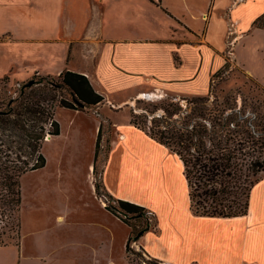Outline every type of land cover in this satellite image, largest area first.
<instances>
[{
  "label": "crops",
  "instance_id": "obj_1",
  "mask_svg": "<svg viewBox=\"0 0 264 264\" xmlns=\"http://www.w3.org/2000/svg\"><path fill=\"white\" fill-rule=\"evenodd\" d=\"M230 65L264 88V0H0V81L6 76L8 85L73 71L86 76L103 97L95 107L125 112L142 94L206 96L213 80ZM126 125L116 126L117 135L109 142L103 171L108 192L128 199L117 195L110 183V161L122 145L168 164L163 175L139 172L141 182L161 193L145 201L128 199L149 206L155 219L150 230L158 236L161 214L178 210L179 188L186 191L182 199L187 213L179 216L184 227H176L172 214L164 217L179 242L169 249L179 259L144 245L151 257L165 264H264V177L251 188L245 215H197L190 209L178 156L131 123Z\"/></svg>",
  "mask_w": 264,
  "mask_h": 264
},
{
  "label": "rangeland",
  "instance_id": "obj_2",
  "mask_svg": "<svg viewBox=\"0 0 264 264\" xmlns=\"http://www.w3.org/2000/svg\"><path fill=\"white\" fill-rule=\"evenodd\" d=\"M30 80L35 83L32 88L41 91L45 97L57 94L72 101L59 77L33 76ZM30 80L18 85H8L1 80L0 109L6 108L10 98L18 95L19 87ZM141 96L125 112L112 107H84L78 111L54 108L60 134L48 139L46 135L42 143L45 166L26 172L20 178V210L10 221L0 223V264H165L151 257L144 245L152 251L179 259V255L169 249L171 243L179 242L170 232L172 225L164 217L172 214L176 227H184L179 216L182 212L184 215L187 213L184 210L185 189L179 188L178 210L169 212L165 209V213L161 214L162 232L158 236L155 230H150L154 229L155 219L148 205L140 216L125 215L119 210L116 197L108 192L103 182L109 142L117 135L116 126L127 129L126 124L130 123L132 114L145 130H158L161 127L157 126L156 120L158 117L162 120V115L166 114L163 106L180 108V113L163 117L165 121L183 116L186 110L195 107L188 102L195 96H174L162 92ZM206 97L209 109L236 112L248 119L255 135H260L259 140L263 143L260 159L264 160V88L242 69L230 65L213 80ZM153 106L156 109L150 112ZM97 123L101 130L95 157ZM129 131L137 143L138 139L130 128ZM122 146L123 149L114 150L109 167L110 183L112 181V186H115L116 194L145 201L151 195L161 193L153 184L141 182L139 172L146 169L151 177L152 171L162 174L168 171L167 163L163 165L155 159L142 157L135 147L129 149L128 145ZM149 153L154 157L156 155L152 148H149ZM252 155L255 157L258 154L255 152ZM122 166H127L128 170H122ZM263 175L264 171L258 176ZM207 222L209 226H214L211 221ZM16 223L20 225L19 239L14 233ZM145 224L148 229L151 227L148 235L134 240L131 231L137 232Z\"/></svg>",
  "mask_w": 264,
  "mask_h": 264
},
{
  "label": "trees",
  "instance_id": "obj_3",
  "mask_svg": "<svg viewBox=\"0 0 264 264\" xmlns=\"http://www.w3.org/2000/svg\"><path fill=\"white\" fill-rule=\"evenodd\" d=\"M58 77L63 88L70 93L72 101L57 94L45 97L41 91L32 88L35 83L30 86L22 84L18 95L10 98L6 108L0 109V223L10 221L20 210L21 176L46 164L41 152L42 143L46 135L60 134L54 108L57 106L78 111L84 107H95L103 100L86 76L63 71ZM3 80L6 81L7 77ZM207 101L206 96L188 100L195 107L169 121L164 119L180 113V108L163 106L166 116L162 115V120L161 117L157 118V126L161 127L158 130H145L132 114L130 123L167 147L181 160L189 188L190 209L195 214L242 216L248 210L251 188L264 177L258 176L264 171V160L260 159L263 143L259 140L260 135H255L246 117L236 112L209 109ZM155 109L153 106L150 112ZM100 130L99 126L95 157ZM255 152L258 155L254 157L252 154ZM117 203L125 215L140 216L144 213L143 205L124 199H117ZM19 228L20 225L16 223L14 233L18 239ZM149 229L145 224L137 232L132 230V238L139 239Z\"/></svg>",
  "mask_w": 264,
  "mask_h": 264
},
{
  "label": "water",
  "instance_id": "obj_4",
  "mask_svg": "<svg viewBox=\"0 0 264 264\" xmlns=\"http://www.w3.org/2000/svg\"><path fill=\"white\" fill-rule=\"evenodd\" d=\"M32 84H33V81H31V80L26 83L27 86H30ZM48 138H49V135H48V137H46V139H48Z\"/></svg>",
  "mask_w": 264,
  "mask_h": 264
},
{
  "label": "bare ground",
  "instance_id": "obj_5",
  "mask_svg": "<svg viewBox=\"0 0 264 264\" xmlns=\"http://www.w3.org/2000/svg\"><path fill=\"white\" fill-rule=\"evenodd\" d=\"M149 94H152V93H149ZM61 219V218H60Z\"/></svg>",
  "mask_w": 264,
  "mask_h": 264
}]
</instances>
